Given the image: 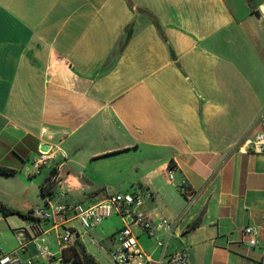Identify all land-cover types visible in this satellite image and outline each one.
<instances>
[{
	"label": "crops",
	"instance_id": "obj_1",
	"mask_svg": "<svg viewBox=\"0 0 264 264\" xmlns=\"http://www.w3.org/2000/svg\"><path fill=\"white\" fill-rule=\"evenodd\" d=\"M243 6L0 0V165L16 170L0 174V202L24 213L45 204L42 187L56 170L54 199L61 189L85 206L108 186L143 193L141 211L155 224L175 221L167 252L185 248L190 264H264V151L245 144L264 130V47L245 32L254 15ZM113 216L120 224L107 231ZM0 220L17 231L10 252L27 258L41 246L63 256L52 223L34 237L28 219ZM122 224L113 214L86 231L74 225L101 264ZM248 225L260 229L254 246ZM140 241L158 256L155 239ZM50 262L39 260L58 264Z\"/></svg>",
	"mask_w": 264,
	"mask_h": 264
},
{
	"label": "built area",
	"instance_id": "obj_2",
	"mask_svg": "<svg viewBox=\"0 0 264 264\" xmlns=\"http://www.w3.org/2000/svg\"><path fill=\"white\" fill-rule=\"evenodd\" d=\"M257 9L261 15L264 14V0ZM264 121V111L260 116ZM245 144L253 152L264 151V130L253 138H247ZM46 153L43 152L42 158ZM169 178L172 180L174 174L170 173ZM59 182V173H51L44 185L46 188V203L33 207L29 211L30 218L27 232L32 236H38L45 232L42 227L44 222L52 223V228L59 231V240L63 249L75 246L84 235V231L94 225H97L102 219L117 214L123 221L122 226L114 234L116 245L110 249V259L116 264H190L188 253L185 248L174 252H167L169 246V237L174 233L175 221L163 218L158 224H155L152 218L141 211L144 203L143 193L132 192H114L108 193L104 200L94 205L85 206L81 202L69 199V192L61 189L58 198L52 197L55 185ZM182 190H186L183 184H179ZM77 221L84 231H79L72 224ZM158 229H163L165 235L161 237ZM245 234L249 236L248 243L250 246L257 244V238L260 229L248 225L244 229ZM141 235L155 239V245L158 249V256L147 252L142 242ZM38 253L27 258L19 256L17 251L6 252L0 247V264H39L41 258H47L50 263L58 261V264H64V259L59 257L51 259V252L41 246L37 247ZM63 255V254H62Z\"/></svg>",
	"mask_w": 264,
	"mask_h": 264
},
{
	"label": "rangeland",
	"instance_id": "obj_3",
	"mask_svg": "<svg viewBox=\"0 0 264 264\" xmlns=\"http://www.w3.org/2000/svg\"><path fill=\"white\" fill-rule=\"evenodd\" d=\"M232 3H234L235 8H238L239 13H244L245 8L243 6V3L246 0H231ZM250 6L252 8L258 7L259 4L263 2V0H248ZM251 22H252V29H249L247 27V24L244 25L245 32L249 33V36H255L258 37L257 41H260L262 43V47H264V14H262L261 20H258L256 17L252 16L251 17ZM250 46L249 44H246L244 47ZM109 187V186H108ZM107 187V189H108ZM127 187V185H125ZM74 224L79 228L82 229L81 225L75 221ZM120 224V219L118 216H113L109 221L107 222V231H113V229L116 228ZM83 230V229H82ZM114 236V235H113ZM88 240V235L86 236ZM48 241H51L54 243V248L57 247L56 243V237L55 233L53 232L51 235L47 236ZM113 239V246L116 245V241ZM108 242V241H107ZM18 245L17 241V231L13 230L9 223L6 220H0V247L2 246L6 252H10L13 248H15ZM101 259L100 262L101 264H116L114 263L111 259L110 256H108V252H102L101 254Z\"/></svg>",
	"mask_w": 264,
	"mask_h": 264
},
{
	"label": "trees",
	"instance_id": "obj_4",
	"mask_svg": "<svg viewBox=\"0 0 264 264\" xmlns=\"http://www.w3.org/2000/svg\"><path fill=\"white\" fill-rule=\"evenodd\" d=\"M131 2V1H130ZM132 3V2H131ZM257 9V7L252 8V12H254ZM156 26L159 28V32L161 33L162 37L166 39L165 35L160 29L159 23L157 20H154ZM133 34V28L129 27L127 28V36L125 39V44L129 41ZM16 172L15 169L0 165V174L5 175H12ZM54 172H57L56 170ZM43 188V193L45 195L46 188L45 186ZM0 212H2L4 215H11V214H18L22 216L25 219H29V211L27 213H24L20 210H17L15 208L9 207L6 204L0 202ZM63 256L65 259H72L74 264H99V262L95 259L94 256L89 254L84 245H82L80 242H78L75 246H72L70 248L63 249Z\"/></svg>",
	"mask_w": 264,
	"mask_h": 264
},
{
	"label": "water",
	"instance_id": "obj_5",
	"mask_svg": "<svg viewBox=\"0 0 264 264\" xmlns=\"http://www.w3.org/2000/svg\"><path fill=\"white\" fill-rule=\"evenodd\" d=\"M253 15L257 18V19H261V13L258 9H256L254 12H253ZM49 150V145H42L41 147V151L42 152H47ZM108 193H114V192H126L125 189H122L121 187L119 186H109L108 187Z\"/></svg>",
	"mask_w": 264,
	"mask_h": 264
}]
</instances>
